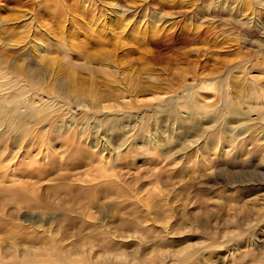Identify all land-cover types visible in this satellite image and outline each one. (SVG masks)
Segmentation results:
<instances>
[{"label": "rangeland", "instance_id": "374dc122", "mask_svg": "<svg viewBox=\"0 0 264 264\" xmlns=\"http://www.w3.org/2000/svg\"><path fill=\"white\" fill-rule=\"evenodd\" d=\"M246 5H249L247 10ZM260 13L264 14V0H0V18L4 23L0 24L6 27L5 34H14L18 41L12 52L7 51L11 61L34 44L30 39L31 31L27 32V23L35 18L55 40L64 38L72 44L74 49L69 55L76 62L60 61L61 50L59 53L49 51L47 56L59 59L61 76L73 69L82 87H89L93 79L94 89L99 94L98 114L101 118L122 117L118 122L127 125L122 129L125 140L133 134L129 126L135 125L138 130L141 122L136 120L143 114L150 116L156 108L164 112L175 107L178 110L175 119L185 124L197 120L203 129L200 139L193 133L186 137L180 135L183 131L173 123V116H163L168 130L167 127L152 128L151 116L142 140L130 137L123 146L112 148L109 159L107 151L103 152L101 160L109 163L112 173L119 176L125 197H118L113 185L107 187L105 194L101 189L71 188L69 180L63 183V175L71 177L72 174V178L93 175L95 164L107 167L98 161L99 157L94 161L89 158L91 165L88 160L78 163L79 158L65 157L69 145L39 152L38 140L27 143L25 139L26 153L33 156L31 161H36L46 171L45 177L37 180L41 182L37 200L42 204L36 202L29 190L18 195L14 203L17 196L12 197L10 193L13 194L12 190L18 185L3 178L6 182H0L2 255H16V250L25 247L21 243L22 233L32 230V224L27 221L36 220L34 225L59 233L61 252H74L85 245L83 249L90 253L94 262L100 260L98 255L103 254V249H107L106 256L112 258L115 253H124L128 260L135 251L146 257L153 250L177 252L186 249L184 253L191 259L188 264H264V169L253 172L254 169H243V163L234 160L223 162L218 169L213 164L210 167L208 159H202L201 154L210 149L203 138L211 125L221 132V149L229 151L231 144L228 134L222 132L226 125L207 117L219 111L220 101L226 100V94L223 98L219 94L200 95L201 90H208L200 86L199 80L227 75L232 69L233 82L228 81L229 86L219 85L228 90L225 92L232 93L227 100L234 99L243 89L245 100L240 106L242 112L248 111V114L243 120L230 119L228 126L234 136L248 128L244 134H239L249 140L246 150L254 144L264 145L257 141L264 134L261 131L264 121L259 122V114L264 110H251L255 106L263 107L264 98H250L252 87L264 90V24L259 21ZM189 26L200 32L198 38L187 39L183 34L172 37L176 29ZM164 32L171 37L154 42ZM37 37L43 38L41 33ZM86 60L87 65L95 66L93 77L87 69L79 67L85 68ZM104 61L113 66L99 64ZM97 67L108 70L106 74L101 73ZM191 89L197 91L193 95H198L194 99L198 111L193 116L182 104L186 94L193 91ZM43 100L47 97L43 96ZM208 107L210 110H205ZM71 109L80 125L90 112L82 106L72 105ZM96 120L95 115L90 118L92 126L98 124ZM83 125L84 129L86 123ZM101 136L103 142L105 136ZM239 136L237 140L241 139ZM155 137L164 142L171 138L165 153L153 144ZM90 150V154L97 152L96 148ZM28 154L16 155L17 162H13L12 156L8 161L5 156L0 157V161L5 162L0 177L9 171L6 165L12 163H16L21 172V182L26 179L22 173L33 176L34 172L26 173L18 165L20 159L29 161ZM193 156H197V165L188 161ZM254 163L258 160L246 164ZM12 208L18 211L16 209L10 216ZM94 216L102 219L105 226L100 228L101 222H96ZM168 217L170 220L165 228L163 221ZM238 235L239 242L232 239ZM28 238L31 240L30 236ZM219 244L221 246L216 247ZM26 264L34 263L28 261Z\"/></svg>", "mask_w": 264, "mask_h": 264}, {"label": "bare ground", "instance_id": "6f19581e", "mask_svg": "<svg viewBox=\"0 0 264 264\" xmlns=\"http://www.w3.org/2000/svg\"><path fill=\"white\" fill-rule=\"evenodd\" d=\"M248 8L249 5H246L245 9L247 10ZM260 15L259 21L264 24V14L260 13ZM34 19H31V22L29 21V23H27L29 25V30L27 29V32L30 33L31 31L30 39L34 40V44L30 45L28 49H26V51L18 54L12 61L10 58L11 55L9 56L7 51L12 52L11 50H14V46L18 45V41H16L17 36H15L14 34H12V36L10 34V36L5 34L4 30L6 29V27H3V25L0 24V157L5 156L8 161L9 156H12L11 158L14 159L16 155L19 154L20 156L21 152H25V154H28L26 153L27 151L25 149V139H27V143L38 140L39 152H42L43 150L53 151V148L57 146L61 147L64 145H69V150L66 151L65 157H71L69 159L73 160L79 158L77 160L78 163L82 162L83 160H88L89 165H91L89 158L93 159L94 161L97 157H99L98 161L104 162L107 167H101L98 164H95L96 172L93 175L86 174L85 176L81 175V177L75 176L73 178L72 174L71 177L70 174L63 175L61 177L63 183L64 180H69L71 188L88 190L101 189L105 194L107 193V187L113 185L116 186L114 193L118 197H125L126 194L124 189L120 185L121 181L119 179V176L115 173H112L113 169L111 168V166H108L109 163L101 160L103 157V152L107 151V153L109 154V159L111 158V151L123 146V144L130 137H133V140H136L137 138H140V140H142V134H146V132L148 131V123L151 116H153L152 128L158 127L163 129L167 127L166 130H168L169 126H165L162 119L164 118L163 116L171 115L173 116V123H176L180 131H183L182 133H180V135L183 134V136L187 137L188 135H191L193 133L198 136V139L202 138L203 129L199 126L197 120L192 121L190 124H185V122H182L181 119L180 121L179 119H175L178 110L175 107H171L164 112L160 111L157 108L153 109V113L150 116L148 114H143L142 117H139L137 115L139 119L136 120V122H141V126L137 130V128L135 129V125H130L129 131L133 130V134L125 140L122 135V129L124 127H127V125L118 122L119 120L123 119L122 117L119 118V116H116L115 118H111L109 116H104L101 118V114H98V110L96 108L100 107L98 104L99 94L94 89L93 79L89 77L92 81L89 87H82L80 85V82L78 81V75L74 72L73 69L69 70V74L61 76L58 64L59 59L55 60L53 59V57L47 56V53L49 51H56L59 53V51L61 50V52L63 53V57L62 59H60V61L65 60L67 61V63L76 62V59L74 58L72 60L71 55H69V51H72V48L74 49V47L71 46L72 44H68V41L64 40V38L55 40V37H51V34L48 31L44 30L43 27L39 26L40 24H37L35 21L36 19ZM1 22L3 23V19L0 18V23ZM175 31L176 32H174L173 34L171 33L172 37L183 34L185 38L193 40L195 38H198L200 34V32L194 26H189L187 28H178ZM40 33L42 34L43 38L49 39V41H45L43 40V38L37 37V35H39ZM164 33H162L163 35L159 36L158 39H155V41H153L160 42L161 40H165V38L167 39V37H171L169 33ZM153 41L150 42L154 43ZM19 61H23V63H19ZM86 62L87 60L83 65L85 66V68L81 67L79 64L78 65L80 68H82V70L87 69L86 71H88L89 75L93 77V70H95V66L91 67L87 65ZM30 63L34 65H30ZM88 63L90 64L91 62ZM110 63L111 62H109L108 64L104 61L102 63L100 62L99 64L106 67L107 64L110 66ZM105 67H97V69L99 70V72L106 74L108 69L106 70ZM217 77L219 78L218 81L215 80ZM234 78L235 77L233 76L232 69H230V72L227 75L219 74L216 77L200 79L198 78L201 81L200 86L205 87L208 90V92L201 90L200 95L205 97L212 95L213 97L214 95L219 94L221 95L220 98H223L226 94V100L222 99L220 101L221 107L218 108L219 111L217 113L214 112L208 114L207 117H210L208 119H211L215 123L220 121L221 123L223 122V124L226 125L225 131L222 130V132H226L228 134V142L229 144H231V149L229 151H224L223 149H221V132L214 128V125H211L209 129L204 133L203 138V140H205L204 144H207L208 148L210 147V149L204 152L205 155L204 153H202L201 157L202 159H204V161H207L208 159L210 167L211 164H213V166L218 167V169L219 166L223 164V162L226 163L227 160H234L243 163V169L251 168L254 169L253 172L259 169L263 170L264 153H262L261 151L262 149L264 150V145L254 144L252 145V148L250 150H246L245 147L247 144H249V140H246L244 137L239 136V134H244V131H246L248 128L234 136V133L228 126V123L231 121L230 119L239 117V119L243 120L247 118L248 114V111L242 112L243 109H241L240 106L241 103H243V101L245 100L244 90H238L239 92L236 90L238 93L236 94L234 99L227 100V96L232 93L225 92L228 90H225V87L223 88V86L219 85V83H225V85L229 86L230 83H228V81L233 82ZM196 92L197 91L193 90L192 92L187 93L185 98H183L184 102L182 104L184 106V109L189 111L190 116H193L194 113L198 111V107L194 103V99H196L198 95H193V93L196 94ZM43 96H46L47 100H43ZM255 97L264 98V90L252 87L250 98ZM72 105L76 107L82 106L90 110V112L85 115V121L83 123H86V126L84 127V129L83 123H81L80 125V122L78 121L79 118H77V116L73 114L71 109ZM261 109L264 110V106H255L252 107L251 110L260 111ZM205 110H210V107L205 108ZM67 114L70 115H68V118L66 119L65 116H67ZM94 115L97 116L96 121L98 122V124L96 126H92V122L89 121L90 118H92ZM261 121H264V111L260 112L259 114V122ZM87 126H89V128H87ZM227 130L231 132H227ZM261 131H264V129H262ZM257 133L259 134L260 131ZM101 135L105 136L103 142L100 138L102 137ZM238 136L241 137V139L237 140L236 138ZM156 139V137L152 139L153 144L160 148L159 151L165 153L166 150H168L169 144L171 143V138L168 139L167 142ZM257 141H261L264 143V134L263 137L261 139H258ZM51 147L52 150H50ZM91 147L96 148L97 152L90 154ZM246 153L247 156L245 157ZM29 156L30 155L28 154V157ZM207 156L208 158H206ZM32 157L33 156L29 157V161L20 159L18 165L22 167L26 173L31 174V172H34V174H32L33 176H30L28 174L31 178L34 179L33 182L30 181L31 179H29L28 175L23 173L22 177L24 176L26 177V179L23 180L24 182H21V172L16 167V163L12 162V164L7 163L8 165H6V170L9 169V171H7L4 175H1L0 177V182H6L3 178L7 177L10 179V182L12 184L16 183L18 185L17 188L12 190L13 194L10 193L11 196H17L15 199H13L14 203L16 199L19 198L18 195L25 194V192L27 193L26 190H29V193L31 192L36 202L38 204H42L37 200V190L40 187V185L38 184L41 183L37 180L44 178L46 175V171L40 168V165L36 161H31ZM17 158L16 160L14 159L13 162H17ZM256 160H258V163H254L251 165L246 164L248 162ZM188 161L189 163H192V165H197L199 163L197 156H193ZM4 163V161H0V170L5 167V165H3ZM96 175L98 177H96ZM101 181H105L103 183H105L106 185L102 186ZM165 182L162 183V185L165 186L167 184ZM234 186L235 184L232 187ZM68 191L69 190H66V192ZM86 197H89V199L91 198V196L89 195H87ZM159 202L160 200H158V203ZM16 209L18 211V208H12V214H10V216L13 215V212ZM2 212L3 209H0V213ZM94 219L96 222H101L99 225L100 228L105 226V223L102 222V219H97L95 216ZM25 220H27V218H25ZM169 220L170 218L168 217L163 221V225H165V228L168 226ZM27 222L32 224V230L28 229L29 231L22 233L23 238L21 239V243L25 245V247L21 248V250H16V255L10 254V257L2 255V253L0 252V264H26V262L28 261L34 264H38L42 261L49 264H188V262L191 261L190 257H188L186 253H184L186 249H182L177 252L158 249L155 251H151L146 257L137 255V252L135 251L132 253L129 260L124 253H115L114 257L112 258L109 255L106 256L105 254H107V249H103V254L98 255V258L100 260L97 259L98 262H96L97 260L94 262L89 256L90 253L86 252L83 249L85 248V245L78 247L74 252H61L59 244L62 239L58 237L59 233L53 232L52 230H46L42 225H34L36 220ZM64 223L65 222H63V224ZM36 232L45 233L46 236L42 234L39 235ZM29 236L31 237V240H29ZM237 238L240 239V235H238L237 237L233 236L232 239L235 240ZM239 239H237L236 241L239 242ZM39 244L43 247H34ZM218 246L221 245L219 244L216 247ZM91 248L93 249V246H91ZM36 250H38V253L36 252ZM40 251H43L45 253L43 254ZM73 255L76 258L72 259L71 257ZM182 258H184L183 262H181ZM9 259H13V261L11 262L9 261ZM113 260H118V262H113ZM130 260H132L133 262H130Z\"/></svg>", "mask_w": 264, "mask_h": 264}]
</instances>
